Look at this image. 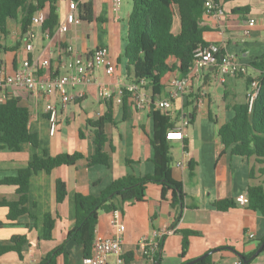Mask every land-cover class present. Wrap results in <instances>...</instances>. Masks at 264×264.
Segmentation results:
<instances>
[{"label": "crops", "instance_id": "crops-1", "mask_svg": "<svg viewBox=\"0 0 264 264\" xmlns=\"http://www.w3.org/2000/svg\"><path fill=\"white\" fill-rule=\"evenodd\" d=\"M80 1L93 8L90 22L81 20L79 6L77 20L68 22L70 2L60 0L57 3L59 26L50 38L46 37L42 26L34 23L27 33H23L22 14L16 20H10L6 33L0 34V64L8 73L18 70L26 58L49 60L50 67H41L38 72L41 79H47L52 73H64L60 65L65 58L90 55L100 48L108 50L110 63L115 66L113 75L99 68L90 84L69 89L70 93H84V97L59 110L55 135H51L45 108L49 102L59 106L57 94L45 95L19 88L8 90V98H19L20 104L29 109V131L38 137L39 146L24 144L19 152L0 149V181L15 176L35 155L81 153L84 159L72 166L56 168L51 173L40 171L32 175L29 202L26 204L29 214L0 229V245H10L14 236L27 237L22 258L17 252L10 251L0 257V264H83V247L68 238L76 226L75 196L99 197L117 179L150 176L155 172L152 146L154 110H136L130 102L124 106L123 102H106L99 97L101 87L113 91L117 97L120 91L134 82L127 60L123 58L133 0H121L117 8L116 0ZM218 1L225 16L221 19L205 16L202 25L210 29V37L206 41L209 44L225 42L224 53L235 54L245 66L254 58L264 56V14L260 19L255 18L257 8H254L252 0ZM42 11L48 17L50 5L47 4ZM251 20L255 21L253 27L249 25ZM246 31L248 35H245ZM29 43L34 47L31 52L26 50ZM65 47H72L71 56L63 54ZM215 72L216 67H210L199 77H192L191 91L183 100L173 101L169 110L174 129L180 128L185 118L190 120L184 129L185 140L170 142L171 173L174 180L183 186V208L174 209L163 202L161 186L150 184L145 201L127 203L123 211L120 210L125 225L123 256L130 259L129 264H145V253L140 243L146 237L151 238L155 230L170 231L160 242L157 251L159 264H185L215 250L212 254L215 264H234L240 259L237 253L254 254L260 240L264 239V216L248 209L246 204L225 212L213 207L216 201H236L241 195L247 196L249 187L264 184V163L254 157L245 159L232 155L218 136L219 129L234 117L235 107L247 101L250 91L247 76H228L224 83L218 82L221 85L212 94L210 87L215 81ZM249 75L256 77L257 73L249 68ZM175 77L182 76L177 71L165 76L159 96L153 97L149 89L152 99L168 100L169 84ZM220 86L223 87L222 92ZM201 92H205L206 97L203 106L197 108L195 100ZM111 105L114 122L105 126L108 139L105 151L110 157V165L91 166L88 159L95 153V135L88 121L105 115ZM191 161L195 164L193 171L190 169ZM58 180L64 181L68 189L62 204L56 202L55 185ZM18 200L14 186L0 184V203ZM8 213L7 207L0 206V221L6 222ZM47 215L55 219L50 240L43 237L44 217ZM179 216L180 219L176 220ZM187 230L198 235L189 239V248L183 258L181 232ZM95 233L104 238L114 236L111 214H99ZM249 235H254V238L250 239ZM250 263L264 264V251Z\"/></svg>", "mask_w": 264, "mask_h": 264}, {"label": "trees", "instance_id": "trees-1", "mask_svg": "<svg viewBox=\"0 0 264 264\" xmlns=\"http://www.w3.org/2000/svg\"><path fill=\"white\" fill-rule=\"evenodd\" d=\"M60 0H0V34H5L10 20H16L20 14L22 32L27 33L32 26L38 12L50 5V12L42 25L43 32L53 34L59 26L57 3ZM76 2L80 7L81 20L90 22L93 19V8L90 4ZM219 2V1H218ZM206 16L202 0H133L126 33V46L123 58L127 60L128 69L134 81H145L153 97L159 96L164 88L163 80L168 73L178 72L186 76L193 63L194 53L199 47L208 46L204 34L210 29L202 23ZM177 18L180 21L179 32L174 31ZM224 51L222 52V54ZM248 68L257 73L256 77L247 76L246 82L250 86L252 80L259 81L260 91L249 111L248 98L244 104L235 107L234 117L219 131L220 142L226 149H230L234 156L245 159L255 158L264 163V56L254 58ZM243 77V76H241ZM123 104L129 102L128 93H123ZM154 135L152 146L154 150L153 175L136 177L126 176L114 181L99 197L75 196L76 226L68 235L83 247L84 257L91 253L96 227L101 212L112 214L117 210L123 211L127 203H140L145 201L146 190L150 184L161 186V200L174 209L183 208L185 193L182 184L172 177L170 141L166 135L174 129L169 112L156 109L153 111ZM31 113L27 107L20 104L17 97H9L0 103V149L8 148L19 152L24 144L39 146V139L29 131ZM113 106L111 105L105 115L96 120H89L88 124L95 135V153L88 159L89 164L109 166L110 157L105 151L108 142L105 126L113 123ZM84 159L81 153L59 154L56 156L35 155L29 164L18 170L17 174L0 181V184L11 185L16 188L19 200L16 202L3 201L0 206L9 209L6 222L0 221V229L13 224L18 218L29 214L26 204L29 202L28 193L30 180L33 174L40 171L51 173L54 169L63 166L75 165ZM195 164L190 162L191 171ZM68 194L67 184L58 180L55 185L57 204L65 202ZM240 204L233 200H220L213 204L218 211H229ZM248 209L264 216V184L249 187L247 193ZM180 216L176 219L179 220ZM55 227V219L47 215L44 217V238L50 240ZM183 236L181 257H185L189 248V239L197 236L194 231H182ZM260 240L257 249L262 245ZM27 243L26 236H14L10 245H0V257L10 251L17 252L22 258V248ZM57 250L55 253L58 254ZM254 254L242 255L243 264ZM52 257V255H51ZM125 263L130 259L125 257ZM159 263L160 259L157 257ZM197 264H215L213 256L209 255ZM251 264V263H249Z\"/></svg>", "mask_w": 264, "mask_h": 264}, {"label": "built area", "instance_id": "built-area-1", "mask_svg": "<svg viewBox=\"0 0 264 264\" xmlns=\"http://www.w3.org/2000/svg\"><path fill=\"white\" fill-rule=\"evenodd\" d=\"M206 15L215 19H221L225 16L224 8L218 0H202ZM121 0H116L115 7L117 8ZM78 4L76 2L70 3V12L67 15V21L73 23L77 20ZM47 19L46 14L40 11L34 18L33 23L42 26ZM249 25L253 27L255 21L251 20ZM248 31L245 35H248ZM46 37L50 38L48 32ZM32 36V35H31ZM30 37V35H29ZM34 47L31 43L26 45L27 52L33 51ZM225 49V42L217 44H209L205 47H199L194 53L192 67L186 76L175 77L170 81L169 99H152L149 88L145 81H134L127 85L117 97H114L113 91L101 87L99 90V97L106 102H123V93L129 95L130 105L136 110H145L152 108L159 109L164 112H169L172 107V102L175 100H183L185 95L191 91L192 77H199L201 72L210 68L216 67L214 79L219 83H224L228 76H248L249 68L242 65L235 54H226L222 52ZM73 53L72 47H65L63 54ZM43 68L50 67L49 60H33L26 58L23 60L21 67L13 73H8L5 66L0 64V103H4L8 99V90L11 88L25 89L29 92H40L45 95L57 94L59 97V106L53 102L46 105L45 112L50 123L51 135H55L58 126L59 110L65 109L70 103H74L80 98L84 97L82 92L70 93L69 89H76L90 84L93 81V74L99 68H104L108 75H113L115 66L110 63V55L107 49L100 48L90 55L75 56L67 59L61 63L60 67L64 73H52L47 79H41L38 72ZM260 91L259 81L254 78L250 84V91L248 93L249 111L251 112L255 99ZM205 92H201L196 96L195 106L200 108L203 106ZM190 120L185 118L180 128L172 129L167 132L166 138L168 141H184L186 135L184 129L188 127ZM239 204L245 205L247 203V196L241 195L236 199ZM112 227L114 229V236L111 238H104L95 233L91 253L89 256L83 258V264H126L123 256V233L125 225L122 220L121 211L117 210L111 214ZM170 231L168 229L153 231L151 238H144L140 243L145 253V264H157V251L161 240ZM250 239L254 235H249ZM115 259L112 261L111 259ZM234 264H243L238 259Z\"/></svg>", "mask_w": 264, "mask_h": 264}, {"label": "rangeland", "instance_id": "rangeland-1", "mask_svg": "<svg viewBox=\"0 0 264 264\" xmlns=\"http://www.w3.org/2000/svg\"><path fill=\"white\" fill-rule=\"evenodd\" d=\"M241 1L242 0H237V2H241ZM252 1L254 3L253 5L257 6V7L254 6V8H257V9H255V10H257V15H255V18L256 19L262 18L263 14H264V0H252ZM261 6H262V9H261ZM179 28H180L179 20L177 19L176 20V25H175V31L178 32ZM204 37H205V39H209V37H210L209 33L206 32L204 34ZM218 85H221V84H219L218 81H216V80L213 81V83H212V85L210 87V90H211L212 94H215V90L218 87ZM220 89H221L220 92H222L223 87L220 86ZM228 98H229V100H231L230 97H228Z\"/></svg>", "mask_w": 264, "mask_h": 264}, {"label": "water", "instance_id": "water-1", "mask_svg": "<svg viewBox=\"0 0 264 264\" xmlns=\"http://www.w3.org/2000/svg\"><path fill=\"white\" fill-rule=\"evenodd\" d=\"M215 251H217V250H215ZM215 251H211V252H209V253H206L205 255H203V256H201V257H199V258H197V259H195V260H193V261H190V262H188V263H185V264H197V263H199L200 261H202V260H204L205 258H207L209 255H212ZM263 251H264V242H263L262 245L257 249V251L254 253V255L251 256V257L246 261V263H250V262L254 261L255 259H257V258L259 257V255H260L261 253H263ZM237 254H238L239 258H242V257H243L241 254H239V253H237ZM157 264H159V263H157Z\"/></svg>", "mask_w": 264, "mask_h": 264}]
</instances>
